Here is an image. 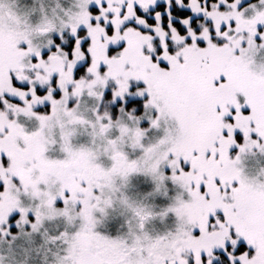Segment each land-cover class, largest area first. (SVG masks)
Returning <instances> with one entry per match:
<instances>
[{"label":"snow or ice","instance_id":"obj_1","mask_svg":"<svg viewBox=\"0 0 264 264\" xmlns=\"http://www.w3.org/2000/svg\"><path fill=\"white\" fill-rule=\"evenodd\" d=\"M0 264H264V0H0Z\"/></svg>","mask_w":264,"mask_h":264}]
</instances>
